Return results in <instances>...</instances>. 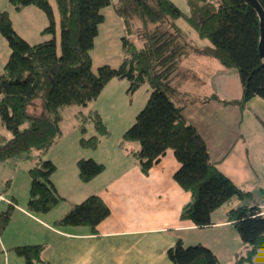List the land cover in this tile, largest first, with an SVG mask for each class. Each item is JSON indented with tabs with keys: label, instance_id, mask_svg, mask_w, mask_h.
Wrapping results in <instances>:
<instances>
[{
	"label": "trees",
	"instance_id": "trees-1",
	"mask_svg": "<svg viewBox=\"0 0 264 264\" xmlns=\"http://www.w3.org/2000/svg\"><path fill=\"white\" fill-rule=\"evenodd\" d=\"M183 12L171 0H54L59 17V40L53 8L49 0H8L16 11L27 6L39 8L48 24L40 34L50 38L29 43L14 29L9 13L0 11V34L10 54L0 74V119L11 133L0 136V163L18 157L34 159L28 169L30 187L26 208L33 214H45L62 197L51 180L55 164L44 156L61 134V110L68 106H86L112 79L128 81L132 92L147 84L148 98L134 122L122 134V142H137L134 153L140 169H149L173 151L179 168L174 181L191 194V201L180 214L196 227L211 224L210 214L231 199L241 205L227 216L245 246L230 264H253V257L264 244V216L249 203L252 194L238 188L210 161L207 146L196 128L187 123L183 106L175 103L178 94L172 84L179 62L193 50L188 35L175 25L183 19L198 38L209 41L203 52L223 67L235 69L242 87L239 100H221L225 104L244 105L252 97L264 100V62L259 57L260 20L257 12L243 0H184ZM264 11V0H257ZM111 5L123 29L122 58L117 67L100 65L94 72L90 51L104 22L102 9ZM140 42L141 45H138ZM216 99L217 97L214 96ZM77 116L80 132L90 121L96 134L79 140L86 149H95L108 134L98 113ZM78 177L88 182L104 170L91 158L76 163ZM249 204H248V203ZM14 210L9 203L0 210V234ZM110 211L97 195H89L57 219L56 226H96ZM24 264H45L44 244L11 248ZM172 264H221L202 245L185 247L178 240L167 250Z\"/></svg>",
	"mask_w": 264,
	"mask_h": 264
},
{
	"label": "crops",
	"instance_id": "crops-1",
	"mask_svg": "<svg viewBox=\"0 0 264 264\" xmlns=\"http://www.w3.org/2000/svg\"><path fill=\"white\" fill-rule=\"evenodd\" d=\"M49 1L53 8L57 34L58 12L56 6L54 8L51 0ZM0 3H5L6 6L0 5V11L3 9L9 13L15 31L26 41L33 44L50 38L45 35L48 38L43 39L44 36L40 34L48 20L39 8L27 6L16 11L8 0H0ZM105 21L106 16L99 26L105 25ZM114 24L115 35L121 38L124 32L116 16ZM110 27L109 25L107 33H110ZM180 30L188 35L193 50L179 62L173 77L172 84L178 91L175 103L183 106L182 114L186 122L193 125L203 138L210 161L216 163L219 171L238 188L252 194L249 203L257 205L260 215L264 216V100L255 96L244 105L223 103L221 100L241 98L242 87L237 71L223 67L216 59L203 52L210 46V43L201 42L206 39L198 38L195 33L196 40L192 31ZM30 36L35 41H30ZM9 54L8 44L0 34V74ZM184 63L188 71L183 74L181 67ZM189 72L196 81L195 85H199L196 91L188 84ZM230 80L235 88L231 92ZM114 89L120 90L117 98L111 95ZM103 93L109 95V106L116 108L119 102L128 108L135 92L128 94V84L122 79H112L94 100L86 106H79L81 109L73 114L77 118L76 115L80 113L86 116L98 113L108 127V134L101 137L100 144L95 149L83 148L79 144L80 138L96 134L92 123L86 121L85 125L89 124L92 128L89 136L86 127L82 134L80 125H73L78 133L74 135L73 144H60L59 136L50 147L46 159L56 166L51 180L62 197L50 211L33 214L26 208L30 187L28 169L35 165L34 159L18 157L0 163V195L4 199L1 202L4 207L9 201L14 206L9 223L0 234V264H24L23 259L11 248L29 244L45 245L42 253L45 264H172L167 257V250L178 240L185 247L199 244L208 248L221 264L232 263L234 256L245 250L227 216L230 209L241 205L239 200L231 199L214 210L210 214L211 224L207 227L198 228L190 220H182L181 210L191 201V194L173 179V174L180 165L173 151L167 149L148 173H143L134 156L139 150V144L135 142L137 144L127 145L122 142V134L128 125L122 126L120 142L117 140L106 144L110 141L111 132L100 105L101 99H104ZM148 95L147 91L140 108ZM232 130L238 132L236 141L233 144L224 143L229 139L226 135ZM0 136L11 137L1 119ZM214 141L222 143L214 144ZM81 158H91L103 164L104 170L88 182L81 181L76 166ZM23 159L29 161L30 166L21 162ZM89 195L100 197L110 211L96 226L95 232L86 225L54 224L72 205ZM252 262L264 264V244Z\"/></svg>",
	"mask_w": 264,
	"mask_h": 264
},
{
	"label": "rangeland",
	"instance_id": "rangeland-1",
	"mask_svg": "<svg viewBox=\"0 0 264 264\" xmlns=\"http://www.w3.org/2000/svg\"><path fill=\"white\" fill-rule=\"evenodd\" d=\"M171 1L179 9L186 12V3L184 0H171ZM51 2L55 8L54 1L51 0ZM111 2L113 3V2H115V0H111ZM0 5L3 7H6L5 3L4 4L0 3ZM102 13L104 14V16H106L105 25L99 26L98 35L96 36V38L94 40V46H93L92 50L90 51L91 67H92V70L94 72L97 70V68L100 65H103V64H107L111 67H117L120 64L121 58H122L121 38H119V37H117V35H115L116 25L114 24V18H115V16L116 17H118V16L114 13L111 5L103 8ZM109 25L111 26L110 27L111 31H110V33H107L106 31L109 29ZM175 25L179 29H182L184 31H187V32L192 31L190 29V27L188 26V24L182 19H178L176 21ZM192 33H193V31H192ZM193 34L195 36V39L198 40L196 38L195 33H193ZM43 36H44L43 39H45L47 37L45 35H43ZM30 39H31L30 41H35L34 38H32V36H30ZM58 40H59V30L57 31V34H56V42L57 43H58ZM201 42L202 43H204V42L209 43L208 40H203ZM137 44L141 45L140 42H137ZM193 55H196V54H193ZM190 61L193 62L194 60H190ZM213 62H215V61H213ZM185 64L186 63H184L181 67L184 70L183 74L188 71V70H186ZM232 71H235V70H232ZM189 73L190 74H188V76H187L188 84L190 83L191 89L193 91H196V89L199 87V85H195L196 81L192 79L193 78L192 73L191 72H189ZM117 80H119V79H117ZM122 80L125 84H128V86H129V83L125 79H122ZM139 88L132 91V92L128 91V94H132L135 92L134 96H133V100L131 102V105L128 104L129 105L128 108L123 107V104H120L119 102H117L116 108H114L113 106H109L110 105L109 95H108V93H103L104 95L102 98H104V99H101L100 105H101L103 112L106 116V119H107L108 125H109V130L111 132V137L109 139L110 141H108V143H106V144H109V142H110V144H112L117 140L120 142L121 138H119V137H121L120 131L122 129V126L128 125L127 127H129L133 123L135 116H136V113H138L141 110V108L139 106L141 105V101H142L145 93L147 91L149 92V87L147 84H144L143 86H141ZM234 89L235 88H234L233 81L230 80L229 91L231 92ZM111 95H112V97L115 96L117 98L120 95V90L114 89L111 92ZM145 102H144V104H145ZM144 104L142 105V107L144 106ZM80 109L81 108L79 106H72V107H65L61 110L62 120L60 122V129H61V134H60V136H61L60 142L61 143L60 144H73L74 143V135L78 134V133H77V129L73 128V125L75 127L76 126L78 127L79 121L77 118L74 117L73 114L77 110H80ZM192 110H194L193 107H192ZM112 112H114V115H112ZM85 127L88 129L87 134L89 136V132H90V130H92L91 125L89 126V124H88V125H85ZM107 129H108V127H107ZM237 135H238L237 131H235V130L230 131V134L226 135V137H228L229 139L226 140L224 143L233 144L236 141ZM221 143H222L221 141H219L218 143L216 141H214V144H221ZM125 144L130 145V144H137V143L128 141V142H125ZM53 155H54V153H53ZM47 156L48 155H45L44 158L46 159ZM21 162H24L27 166H30V162L27 161L26 159H23ZM9 203L13 204L10 201L8 202V204ZM2 208H4V204L0 200V209H2Z\"/></svg>",
	"mask_w": 264,
	"mask_h": 264
},
{
	"label": "water",
	"instance_id": "water-1",
	"mask_svg": "<svg viewBox=\"0 0 264 264\" xmlns=\"http://www.w3.org/2000/svg\"><path fill=\"white\" fill-rule=\"evenodd\" d=\"M248 3L254 10L257 12L259 16V26H260V38L258 43V53L259 57L264 62V11L257 0H243Z\"/></svg>",
	"mask_w": 264,
	"mask_h": 264
},
{
	"label": "built area",
	"instance_id": "built-area-1",
	"mask_svg": "<svg viewBox=\"0 0 264 264\" xmlns=\"http://www.w3.org/2000/svg\"><path fill=\"white\" fill-rule=\"evenodd\" d=\"M0 200H4L3 197L0 195Z\"/></svg>",
	"mask_w": 264,
	"mask_h": 264
}]
</instances>
